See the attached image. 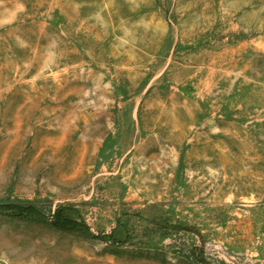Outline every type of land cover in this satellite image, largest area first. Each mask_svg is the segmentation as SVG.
Segmentation results:
<instances>
[{
    "label": "rangeland",
    "instance_id": "374dc122",
    "mask_svg": "<svg viewBox=\"0 0 264 264\" xmlns=\"http://www.w3.org/2000/svg\"><path fill=\"white\" fill-rule=\"evenodd\" d=\"M0 264H264V0H0Z\"/></svg>",
    "mask_w": 264,
    "mask_h": 264
},
{
    "label": "trees",
    "instance_id": "16d2710c",
    "mask_svg": "<svg viewBox=\"0 0 264 264\" xmlns=\"http://www.w3.org/2000/svg\"><path fill=\"white\" fill-rule=\"evenodd\" d=\"M10 208H15V207H7V209H10ZM18 210L22 216L27 214L31 217L38 219V220H46V218L43 215H41L39 212H37L33 208H28V209L18 208ZM55 225L61 229L79 230V231L86 232V233L89 232L88 227L86 225L79 224V223H76V222H73V221L66 219L62 212H60L57 215V217L55 219Z\"/></svg>",
    "mask_w": 264,
    "mask_h": 264
}]
</instances>
